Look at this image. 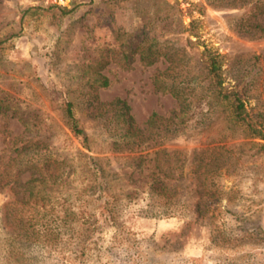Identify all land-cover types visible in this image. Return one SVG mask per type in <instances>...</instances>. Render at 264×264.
<instances>
[{
	"label": "rangeland",
	"instance_id": "rangeland-1",
	"mask_svg": "<svg viewBox=\"0 0 264 264\" xmlns=\"http://www.w3.org/2000/svg\"><path fill=\"white\" fill-rule=\"evenodd\" d=\"M226 4L0 0V264H264V151L258 150L259 140L226 120L221 106L211 111L205 102L192 110L178 132L167 131V138L159 139L157 132L169 130L177 108L176 100L154 83L168 62L160 57L144 65L132 46L144 36L165 40L170 52L183 55L179 65L192 69L188 78L194 72L197 80L202 79L198 56L207 48L224 57L226 79L253 74L256 85L263 83L264 37L240 30L243 10ZM61 8L73 11L64 15ZM100 75L107 79L106 86L100 85ZM116 98L130 106L136 124L151 138L147 152L156 154L139 158L137 153L112 149L116 121L110 116L115 110L100 103ZM66 101L73 104L90 150L69 128ZM153 113L161 119L149 126ZM23 145L32 159L43 162L45 155L60 170L64 159L70 172L63 176L62 187L61 177L47 183L50 195L44 201L18 202L17 181L31 176L28 156L13 160L15 149ZM80 151L100 160L110 191L119 199L115 219L99 220L84 251L74 238L79 223L61 229L59 219L61 202L75 212H98L90 203L81 206L75 195L89 176L82 172ZM227 151L229 158L216 178L220 200L208 212L211 218L198 217L194 171L201 154ZM177 164L183 166L175 175L186 179V185L179 186H188V193L173 213L166 214L142 190L155 167L168 173ZM18 170L24 172L16 175ZM11 208L20 219H5ZM38 210L30 236L21 237L19 220L24 216L26 221V215Z\"/></svg>",
	"mask_w": 264,
	"mask_h": 264
},
{
	"label": "trees",
	"instance_id": "trees-1",
	"mask_svg": "<svg viewBox=\"0 0 264 264\" xmlns=\"http://www.w3.org/2000/svg\"><path fill=\"white\" fill-rule=\"evenodd\" d=\"M218 2L224 0H216ZM226 5L237 6L242 9L243 13L239 17L237 24L238 28L252 37H264V0H225ZM73 11L71 9L61 8L62 14H67ZM3 40H0V45ZM165 40H160L154 36H144L141 40L132 44L134 51L139 54V60L144 65L154 64L160 57L168 62V67L165 69L166 75H160L154 79L155 87L164 93H169L177 102V108L173 111L170 118L171 126L169 130L157 132L156 136L159 139L167 138V131L170 133L178 132L185 126L192 116V110L201 102H205L207 110L213 111L215 105L222 108V113L226 120L230 121L233 126L240 127L249 135L250 138L257 139L258 150L264 151V80L256 85V79L253 74L244 79H226L224 75L223 61L224 57L219 53L210 49H204L199 53L198 64L202 71V79L197 80L194 76L188 78V74L192 69H186L179 65L183 60V55L178 57L176 53L170 52L171 47L167 46ZM176 50V49H175ZM127 58L126 54H123ZM178 57V58H176ZM259 58V57H256ZM184 71L187 72L183 76ZM255 72L254 75H259ZM171 77V78H170ZM201 80H204L203 83ZM99 83L101 86L107 85V79L100 75ZM101 107L115 110L111 118L116 121V135L112 138V149L120 152H130L139 154V158H147L157 151L147 152L151 148L146 144L149 134L145 135V131L141 129L135 122L133 115L130 113V106L126 101L116 98L108 103H100ZM64 115L69 124V128L74 136L82 139V146L90 150L88 136L78 126L77 119L73 111V104L70 101L63 103ZM110 117L108 119H110ZM159 118L156 114H151L148 124L152 126ZM152 131L153 128H150ZM151 131L149 133H151ZM168 132V133H169ZM152 147V146H151ZM26 145L15 149L13 160H18L24 156L30 158L29 166L26 170L30 171V178L21 182L17 181V188L21 191V198L18 200L21 204H26L31 199L36 201H44L49 196L48 184L56 182L61 177V187L63 186V176H69L70 172L65 169L64 159L61 160V170L55 161H50L44 155L43 162L34 160L31 157V152L26 151ZM142 152H146L142 155ZM83 158L82 172L87 176L86 184L83 188L76 190L75 195L81 201L80 205L92 204L95 212L84 213V211L75 212L71 210L64 202H61V229H68L72 222L79 223V231L74 237L77 246H80V251L87 249L86 245L89 239L93 236L95 230L99 228V220H114L117 214L118 198L110 191L111 185L107 180L105 170L99 159L84 153L78 152ZM228 151L220 153H202L200 164L195 172V180L197 184V200L195 208L197 209L198 217L211 218L208 212L211 210L217 201L220 200V187L217 185L216 178L220 174L221 164L223 160L229 158ZM183 164H177L165 173L162 168L155 167L151 174L147 177L144 188L152 203L163 207V212L171 214L174 212V207L182 202V198L188 193V186L181 187L179 184L186 185V179H182L181 175H175L177 169ZM60 170V171H59ZM22 170H18L16 175H20ZM172 174H169V173ZM73 173V172H72ZM51 180V181H50ZM48 183V184H47ZM182 189V191H181ZM181 192L184 193L181 195ZM26 193V194H25ZM62 193V190H61ZM25 195V196H24ZM85 203V204H84ZM8 202L7 205H10ZM184 205V204H182ZM41 211L26 215V221L23 222L22 217L19 220V230L23 231L21 237H28L30 227H35L37 224V215ZM14 210L8 209L4 213L5 219H20L18 214H13ZM24 213V211H23ZM39 216V215H38ZM41 217V216H40ZM93 217L92 221L91 218ZM47 227H45L46 229ZM27 235V236H25ZM87 243V244H86ZM88 246V245H87ZM12 252V250H11Z\"/></svg>",
	"mask_w": 264,
	"mask_h": 264
}]
</instances>
